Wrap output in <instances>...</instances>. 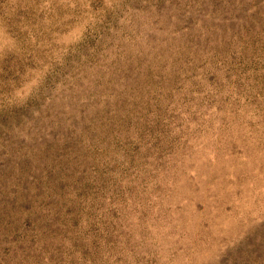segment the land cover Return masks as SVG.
<instances>
[{
    "label": "rangeland",
    "instance_id": "obj_1",
    "mask_svg": "<svg viewBox=\"0 0 264 264\" xmlns=\"http://www.w3.org/2000/svg\"><path fill=\"white\" fill-rule=\"evenodd\" d=\"M0 264H264V0H0Z\"/></svg>",
    "mask_w": 264,
    "mask_h": 264
}]
</instances>
